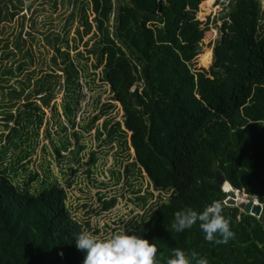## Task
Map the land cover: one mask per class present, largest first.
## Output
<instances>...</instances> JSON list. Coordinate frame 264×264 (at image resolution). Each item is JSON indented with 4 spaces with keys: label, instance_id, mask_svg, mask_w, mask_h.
Masks as SVG:
<instances>
[{
    "label": "trees",
    "instance_id": "trees-1",
    "mask_svg": "<svg viewBox=\"0 0 264 264\" xmlns=\"http://www.w3.org/2000/svg\"><path fill=\"white\" fill-rule=\"evenodd\" d=\"M203 1L74 0L68 23L77 20V36L69 37L67 30L48 37L53 65L21 79L26 58L34 62V57L19 35L16 47L25 59L16 68L0 67V89L8 96L0 108L17 110L0 113V142L8 145L18 126L24 128V139L30 138L20 107L39 133L48 123L46 108L62 113L60 131L72 130L62 134L65 151L80 152L86 147L83 135L96 128L99 144H115L123 179L148 177L144 188L130 182L139 211L127 233L156 246V264H166L175 249L189 257L195 251L209 264H264V0L228 1L209 68L194 65L211 21L198 17ZM23 4L0 0V22L15 17ZM12 77L18 78L19 89L4 85ZM98 81L109 86L110 100L94 99L96 113L79 122L85 88L92 92ZM59 94L61 111L55 100ZM115 102L121 120L111 114ZM52 142L63 156L61 145ZM97 154L91 151L92 162ZM30 156L14 159L20 167L30 163ZM215 167L233 190L216 181ZM34 178L30 175L27 182ZM235 190L261 202V215L244 211ZM69 198L57 178L33 193L0 170V264H82L85 252L75 246V236L90 231L74 215ZM99 199L106 209L117 201L104 193ZM213 201L222 203L235 233L228 243L206 241L198 225L180 233L170 228L177 211L192 207L199 212Z\"/></svg>",
    "mask_w": 264,
    "mask_h": 264
},
{
    "label": "rangeland",
    "instance_id": "rangeland-1",
    "mask_svg": "<svg viewBox=\"0 0 264 264\" xmlns=\"http://www.w3.org/2000/svg\"><path fill=\"white\" fill-rule=\"evenodd\" d=\"M206 1L208 0H204L200 4L198 17L204 21L210 18V28L204 39L202 52L195 59L194 65L195 67L209 68L213 62V46L221 34L219 26L223 20L220 17L227 10L226 5L229 0H215L210 5ZM73 7L74 0H24L22 9L15 17L3 19L0 22V67L6 64L16 68L22 61V52L16 47L17 39L21 35L20 38L26 41L24 50L31 49L34 62L26 58L27 66L19 79L27 77L36 68L48 70L49 64L53 65L51 58L54 51L48 37L53 38L58 34L63 36L67 30H70L69 37L77 36L75 31L78 25L77 20L73 24L68 23L69 14ZM89 36L90 34L85 36L83 41L79 43L80 49H84V41ZM7 44L8 46H6ZM72 52L74 53V51ZM204 54H206V58ZM23 59L25 58L23 57ZM17 79V77H12L4 85L8 86L7 88L13 85L19 89L21 85L15 82ZM98 83L100 85L95 87L92 92L85 88L86 95L81 99L82 108L77 115V121L82 122L81 118L89 121L90 117L96 113V101L94 99L100 95L103 102L110 100L109 86L104 85L101 81ZM6 96L2 94L0 89V106L8 101L6 100L8 96ZM55 100L59 111H61L62 94H59ZM115 103L117 106L111 111V114L116 116V119L121 120L120 104ZM8 110L17 112L15 108H11L9 105L0 108V113ZM18 111L21 112L22 123L25 124V128L31 131V135L27 140L24 139L23 127L18 126L14 130L12 137L8 138L9 143L5 146L6 151L4 150L0 154V170L19 188L29 189L33 193H38L44 186L57 178L63 185L67 186L70 197L69 203L74 215L85 224L91 233L100 237H108L121 229L127 232L133 225L132 220L137 221L135 215L139 211L135 201L131 200L136 194L132 192L133 186L130 182L134 181L135 185H142L144 188L148 185L147 175L145 173L139 175L137 181L133 178L123 179V167L121 168V160L116 158L115 151L117 148L115 144L113 143L114 147L111 144H106V146L99 144V141L94 138L96 128L83 135L82 141L86 147L80 152L74 148L65 151L62 146L64 141L62 134H70L72 130L69 128L66 132L60 131L59 124L65 120L62 113L57 115L46 108L48 123L42 125L39 133L35 125L30 127V118L23 112L22 107ZM1 115L0 120L3 119ZM105 117L98 120V125H101ZM75 129L80 130V127L76 126ZM59 131L60 133H58ZM53 139H55L56 145H61L63 156L53 150ZM73 141H76L74 137ZM10 148L12 150L6 155ZM93 150L98 151L95 162L91 161V151ZM133 151L131 149L130 152L134 155ZM24 154H30L31 161L29 164L19 167L20 163H16L14 158ZM133 155L128 157V160H133ZM32 174L36 178L28 183L27 179ZM68 181H71V185L67 184ZM99 193H104L106 197L116 196V203L109 209L103 208V201L99 199ZM228 198L232 199L233 196L230 194ZM234 199L236 203L255 200V198L250 199L246 193L238 190L234 192Z\"/></svg>",
    "mask_w": 264,
    "mask_h": 264
},
{
    "label": "clouds",
    "instance_id": "clouds-1",
    "mask_svg": "<svg viewBox=\"0 0 264 264\" xmlns=\"http://www.w3.org/2000/svg\"><path fill=\"white\" fill-rule=\"evenodd\" d=\"M222 213L223 206L219 201H213L199 212L185 207L174 214L170 228L180 233L198 225L206 241L228 243L235 233ZM75 246L85 252L82 264H156V246L141 235L128 234L124 229L108 237L80 232L75 236ZM166 264H209V261L195 251L189 257L183 250L175 249Z\"/></svg>",
    "mask_w": 264,
    "mask_h": 264
},
{
    "label": "water",
    "instance_id": "water-1",
    "mask_svg": "<svg viewBox=\"0 0 264 264\" xmlns=\"http://www.w3.org/2000/svg\"><path fill=\"white\" fill-rule=\"evenodd\" d=\"M215 171H216V181L224 185V183L226 182L224 174L217 167H215ZM243 209L246 212H250L259 216L262 213L263 204L259 202L257 199L248 200L244 202Z\"/></svg>",
    "mask_w": 264,
    "mask_h": 264
},
{
    "label": "crops",
    "instance_id": "crops-1",
    "mask_svg": "<svg viewBox=\"0 0 264 264\" xmlns=\"http://www.w3.org/2000/svg\"><path fill=\"white\" fill-rule=\"evenodd\" d=\"M44 125H45V124H44ZM4 130H6V129L4 128ZM0 131L2 132L3 129H1ZM6 132H8V130H6ZM4 143H5V145H7V142H5V141H1V142H0V147H2V144H4ZM11 148H13V147H11ZM11 148L6 152V155H8L9 151L12 150ZM132 150H133V149H132ZM12 156H14V155H12Z\"/></svg>",
    "mask_w": 264,
    "mask_h": 264
},
{
    "label": "bare ground",
    "instance_id": "bare-ground-1",
    "mask_svg": "<svg viewBox=\"0 0 264 264\" xmlns=\"http://www.w3.org/2000/svg\"><path fill=\"white\" fill-rule=\"evenodd\" d=\"M227 190H233L232 185L227 181L224 185H223Z\"/></svg>",
    "mask_w": 264,
    "mask_h": 264
},
{
    "label": "built area",
    "instance_id": "built-area-1",
    "mask_svg": "<svg viewBox=\"0 0 264 264\" xmlns=\"http://www.w3.org/2000/svg\"><path fill=\"white\" fill-rule=\"evenodd\" d=\"M213 2H215V0Z\"/></svg>",
    "mask_w": 264,
    "mask_h": 264
}]
</instances>
